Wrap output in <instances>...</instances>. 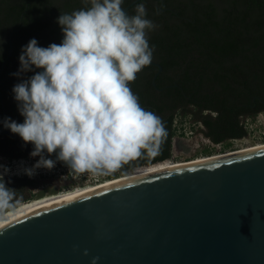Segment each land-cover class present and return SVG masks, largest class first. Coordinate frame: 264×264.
<instances>
[{
  "label": "water",
  "instance_id": "obj_1",
  "mask_svg": "<svg viewBox=\"0 0 264 264\" xmlns=\"http://www.w3.org/2000/svg\"><path fill=\"white\" fill-rule=\"evenodd\" d=\"M139 1L121 7L130 15ZM11 54L12 45L0 75ZM151 64L158 67L156 86L163 68ZM0 100L5 119L1 90ZM11 134L0 125V138ZM94 259L95 264H264V153L148 179L0 230V264Z\"/></svg>",
  "mask_w": 264,
  "mask_h": 264
},
{
  "label": "trees",
  "instance_id": "obj_2",
  "mask_svg": "<svg viewBox=\"0 0 264 264\" xmlns=\"http://www.w3.org/2000/svg\"><path fill=\"white\" fill-rule=\"evenodd\" d=\"M134 0H123L127 6ZM147 19L157 26L148 32L155 46L154 63L145 66L129 82L139 100L159 99L170 116L163 121L166 147L156 161L172 159L175 114L191 116L205 128V136L215 144L247 135L243 118L264 111V0H141ZM136 4V5H137ZM134 5L130 15H135ZM91 6L90 0H0V68L12 54L0 75V90L6 118L24 120L13 87L29 79L39 69L19 73L22 48L36 39L40 47L61 44L63 32L58 17ZM157 88L163 89L156 95ZM257 105V108H252ZM162 106L158 109L162 111ZM165 114V113H164ZM4 120L0 100V125ZM18 134L0 138V154L21 159L30 150ZM133 171V170H131ZM130 172V171H129ZM128 173V172H127ZM126 174V173H125ZM7 186L24 190L33 181ZM17 202V201H16ZM15 202V203H16Z\"/></svg>",
  "mask_w": 264,
  "mask_h": 264
},
{
  "label": "clouds",
  "instance_id": "obj_3",
  "mask_svg": "<svg viewBox=\"0 0 264 264\" xmlns=\"http://www.w3.org/2000/svg\"><path fill=\"white\" fill-rule=\"evenodd\" d=\"M122 2L90 0V7L58 17L61 44L45 48L32 39L22 48L14 75L40 71L13 87L24 122L2 123L34 146L30 155L39 160L23 169L30 178L57 161L73 173H108L159 153L167 135L162 118L142 108L129 87L152 63L148 32L157 26L144 3L128 15ZM53 154L55 160L48 158ZM10 172L0 164V210L13 206L16 190L5 181Z\"/></svg>",
  "mask_w": 264,
  "mask_h": 264
},
{
  "label": "rangeland",
  "instance_id": "obj_4",
  "mask_svg": "<svg viewBox=\"0 0 264 264\" xmlns=\"http://www.w3.org/2000/svg\"><path fill=\"white\" fill-rule=\"evenodd\" d=\"M242 122L247 130V135L244 138L215 145L203 134L204 129L200 123L196 122L189 115H177L174 123L175 134L171 148L172 159L178 162H185L199 157L230 152L243 147L264 143V111L253 117H245ZM32 151L30 149L25 157L21 159L9 160L2 157L0 158V164L11 169V172L5 176L10 183L17 184L20 181H33L35 187L32 189L36 192H44L43 196L84 187L85 185L92 184V182H84L85 178L104 174L92 172L73 173L66 164L57 161L56 166L52 170L45 168L38 169L36 170V174L30 178L24 174L23 169L25 167H32L39 160V157H31L30 153ZM45 155L47 156L48 154L45 153ZM48 158L55 160L56 156L53 154ZM116 173L117 170L113 172L114 178L119 177V175L124 176L123 174L116 175ZM107 179L109 178L107 177ZM36 194L26 188L23 193V199L17 200L12 207L38 198L39 196L37 197Z\"/></svg>",
  "mask_w": 264,
  "mask_h": 264
},
{
  "label": "bare ground",
  "instance_id": "obj_5",
  "mask_svg": "<svg viewBox=\"0 0 264 264\" xmlns=\"http://www.w3.org/2000/svg\"><path fill=\"white\" fill-rule=\"evenodd\" d=\"M249 152L256 154L264 153V143L243 147L230 152L199 157L185 162H178L170 159L149 167L137 168L127 175L119 176L114 179L106 178L99 182H92V184L85 185L84 187L49 194L30 201L22 202L0 213V230L11 224H18L31 218L42 216L48 212L79 202L86 198H93L126 186L144 182L148 179H159L186 172L190 170V168L203 169L211 167L228 156L233 157Z\"/></svg>",
  "mask_w": 264,
  "mask_h": 264
},
{
  "label": "flooded vegetation",
  "instance_id": "obj_6",
  "mask_svg": "<svg viewBox=\"0 0 264 264\" xmlns=\"http://www.w3.org/2000/svg\"><path fill=\"white\" fill-rule=\"evenodd\" d=\"M162 90L163 89H159V88H157V90L155 91L156 92V95H158V94H160L161 92H162ZM139 103H140V105H141V107L142 108H144V109H146V110H150V111H152V112H154L157 116H159V117H161L162 118V121H164L165 120V117L164 116H166V117H169L170 116V112L169 111H167V110H165L164 109V107H163V103H164V101H162V100H159V99H146V100H139ZM261 104V103H260ZM261 105H263V104H261ZM158 106H162L163 107V109H162V111H160L159 109H158ZM258 106L257 105H254L252 108H257ZM165 113V114H164ZM261 113V112H260ZM177 115H178V112H176V114H175V118L177 117ZM201 125V124H200ZM174 126H175V124H174ZM202 126V125H201ZM202 128L204 129V131H205V128L202 126ZM204 131H203V134L205 135V133H204ZM213 144H215L209 137H207ZM173 140V139H172ZM231 140H236V139H226L225 141H222L220 144H224L225 142H227V141H231ZM166 145H167V143H166V139L164 138V140H163V143H162V145H161V147H160V150H159V153L155 156V157H147V156H142V157H140V158H137V159H135V160H132V161H130V162H128L127 164H124L120 169H118L117 170V173H116V175H119V174H123V175H125V173L126 174H128L127 172H129V171H131V170H134L135 168H138V167H143V166H147V165H151V164H153V163H157V162H161V161H156V158L158 157V156H160L163 152H164V150H165V147H166ZM215 145H219V144H215ZM171 148H172V145H171ZM26 155V154H25ZM24 155V156H25ZM2 157H4V158H7V159H9V160H15V159H17L16 157H13V158H11L10 156H8V155H4V154H0V158H2ZM104 176H106V177H108L109 179H114V177H113V172H108V173H104L103 174ZM119 176H121V175H119ZM5 179H7L6 177H5ZM90 178L88 177V178H85L84 179V182L86 181V182H88V180H89ZM83 182V183H84ZM8 187L9 188H12V189H14V190H16V192H15V197H14V200H13V205L15 204V202L17 201V200H20V199H23V193H24V191L26 190V188H28V190L29 191H31V192H33L34 194H36V196L38 197H42L43 195V193L44 192H40V191H34V189H32V188H34L35 186L34 185H30V186H27L24 190H19L18 188H16V187H12L10 184L8 185ZM42 195V196H41ZM32 196V195H31ZM6 209V208H5ZM5 209H3V210H0V212H2V211H4Z\"/></svg>",
  "mask_w": 264,
  "mask_h": 264
},
{
  "label": "built area",
  "instance_id": "obj_7",
  "mask_svg": "<svg viewBox=\"0 0 264 264\" xmlns=\"http://www.w3.org/2000/svg\"><path fill=\"white\" fill-rule=\"evenodd\" d=\"M173 160V159H172ZM107 177L104 176V175H101V176H93L92 178H90L88 180V182H99V181H102L104 179H106Z\"/></svg>",
  "mask_w": 264,
  "mask_h": 264
}]
</instances>
